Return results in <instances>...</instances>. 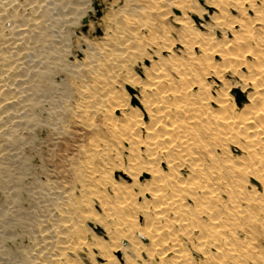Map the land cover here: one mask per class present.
<instances>
[{"label": "bare ground", "instance_id": "bare-ground-1", "mask_svg": "<svg viewBox=\"0 0 264 264\" xmlns=\"http://www.w3.org/2000/svg\"><path fill=\"white\" fill-rule=\"evenodd\" d=\"M76 1L0 0V155L8 151L7 136L27 126L30 105L38 99L34 96V88V92H28V84L33 80V73H30L33 70V63L25 62L23 55L33 50L42 55V59L49 57L53 51L51 43L53 34L48 26L52 27L56 24L68 7L73 11L77 6ZM203 1L204 6L196 5V3L192 5L190 0L187 2L183 0H125L123 6L129 12L133 14L140 12L142 18L151 20L154 16L164 17L166 12L163 10L168 5L175 4L181 9V12L179 11L181 14L176 17V20L183 29L194 30L187 36L193 38L192 43L201 50L202 61L199 62V67L194 66L192 69L176 65L174 69L179 75L178 80L168 73H160V70L155 68L158 75L153 77L147 75L149 80L141 83L140 90L133 95L137 99L135 104L125 111L128 103L114 94L115 90L111 87V81L116 72L124 66V61H129V56H132L129 55L130 50L134 49L129 44L132 34L137 38L143 37L140 33V26L143 24L137 22L138 27L131 18L118 27L116 31L118 34L112 35L114 46L107 44L108 47H100L101 55L104 56L101 64L105 67L100 66L99 75L103 79L95 89L91 88L86 98L102 108L98 111L93 109L92 112L99 113L103 110L104 112L100 114L104 113L103 119L108 126L127 139L129 145H132V150L134 147L141 146L145 153L146 160L139 162L138 159L137 162L143 165L138 175H149L150 178L138 192L141 195H147V199L144 200L147 205L144 207L151 209L155 215L151 220L159 221L163 218L166 229L159 231L155 227L156 229L152 232L149 228H142L141 233L144 236L148 235L152 243L159 245L155 246L158 250L155 252L160 256L161 262L165 253L171 251L172 259L163 262L164 264H245L251 254L242 250L243 246L240 242L242 243L245 239L247 230L242 225L239 230L234 229L228 222L225 223L227 227L223 223L215 225L214 221H221L219 216H226L227 220H236L239 216H252L256 219L257 214L251 210L252 208L256 210L259 208L264 213V66L263 59L255 52L259 48L258 45L253 46L254 44L252 45L249 41L256 33V22L264 23V0H259L257 3L256 0ZM207 8L209 11L215 9L209 16L211 23L205 24V27L212 32L207 33L201 41L202 39L197 38L202 33L198 27H204V24L198 21L199 23L193 27L190 16L186 12L196 15L197 20H202V15ZM146 9L149 10L146 11ZM232 10L240 15H230ZM248 11L253 14L248 15ZM150 12L155 13L152 15ZM234 26L237 28L234 29ZM259 27L257 28L260 29ZM151 30L149 27L148 33H151ZM214 31H221L230 37L225 36L226 38L222 41L215 40L212 36ZM212 55L219 56L221 59L219 65L210 61ZM51 60L49 62H52ZM92 63L88 61L85 65L92 67L94 66ZM95 63H98V60ZM152 64L151 67L154 66V62ZM227 71L235 73L242 79L241 92H244L248 86L252 89L247 93V102L242 104V107H237L234 102L228 101L227 92L222 88L212 90V95L209 94L208 82L205 79L211 75L220 82ZM132 80H134L132 84L138 81L135 82V78ZM212 103L215 106H212ZM116 110L120 111V115H111ZM85 113L87 116V112ZM144 114L147 120L144 119ZM231 143L241 152L240 155L231 154ZM136 151L135 154H137ZM136 159L137 157L132 159L134 163ZM162 163L165 164L166 172L161 167ZM247 175H251L253 180L261 183L260 195L255 189H250L252 195L248 194V189V193L244 190ZM114 192L119 191L114 188ZM138 192H132L131 195H126L128 193L126 192L125 196L124 193L120 195L118 202L123 210L117 211L118 215L115 214L117 215L115 224L122 229L121 234L129 239L132 238L128 226L133 221V215H129L128 212L129 209L136 212L139 208V203L135 201V195ZM256 194L262 197L256 200ZM248 196L252 204L255 201L256 203L248 204L246 207L243 206V201L248 200ZM208 201L212 204L209 206L206 204V209L201 207L202 209L194 210L197 204L202 205ZM74 203L71 201L69 208L60 210L58 214L52 215L50 210L46 209L39 214L40 217L37 216L40 227L35 228L30 234L33 242L29 249L28 264H72L69 253H76L74 251L76 241L78 244L81 239L83 240L81 243L86 245L89 252L97 250L100 257L108 262L106 264H118L113 258V253L119 250V244L112 242L108 246H111V249L107 251L100 237L91 235L88 240L82 234V229L77 227L76 221L79 217L77 213L79 214L78 210L81 209L77 210ZM87 208L86 212L89 213L90 210L87 211ZM124 208H128V212ZM195 211H199V215L207 216L209 219L207 223L196 222L197 215L193 216ZM167 212H170L172 216L164 217ZM80 214L83 213L80 212ZM91 217L95 215L92 214ZM259 219L258 217L257 220ZM94 222L97 224L99 220L95 217ZM173 224L178 225L191 243L195 237L204 239V243H207L210 248L201 249L203 259L197 263L194 262L193 256H190L177 237ZM151 225L154 224L151 222ZM197 228L199 235L195 234ZM242 234L244 235L241 236ZM75 238L78 240H74ZM165 242L170 243V246L166 247ZM137 249L133 250L136 252ZM215 255H221L218 261H214Z\"/></svg>", "mask_w": 264, "mask_h": 264}, {"label": "rangeland", "instance_id": "rangeland-1", "mask_svg": "<svg viewBox=\"0 0 264 264\" xmlns=\"http://www.w3.org/2000/svg\"><path fill=\"white\" fill-rule=\"evenodd\" d=\"M183 1L187 2V0ZM257 1L259 0L255 2L257 3ZM190 2L192 5L196 3V5L204 6L203 0H190ZM76 3L77 6L73 11L70 7L67 8V11L65 10L62 18H59V21L57 20L56 24L52 25L53 28L48 26L51 34H53L51 35L53 51L49 57H45L47 59H42V55L40 56L33 50H29L23 55L25 62L33 63V70L30 72L33 73V80L28 84V92H34V88V96L38 99L35 103H31L32 106L30 105L31 116L29 115L27 126L22 129L19 128L7 136L8 151L7 153L2 152L0 155V264H28L29 249L33 242L30 239V234L35 228L40 227L37 222L38 217H40L39 214L46 209H49L52 215L58 214L60 210H67L71 201L72 203L75 202L73 205L77 206V210L78 208L81 209L78 212L83 213H77L79 217L76 223L88 240H90L91 235L100 237L105 243L104 246L107 251L111 249V246H108L112 242L119 244V250L113 253V258L118 264H127V262H129L128 264H162L172 259V252H166L163 262H161L160 256L155 252L158 251L156 247L159 245L152 243L148 235L144 236L141 233L142 228H149L152 232L156 228L159 231L166 229L163 218L159 221L151 220L155 215L151 209L144 207L147 205L144 201L147 199V195H141L138 192L139 188L143 187L145 181L150 178L149 175H138V171L143 165L137 162L138 159L139 162L146 160L145 153L141 146L134 147L132 150V145H129L128 140L108 126L106 120L103 119L104 113L100 114L104 112L103 110L99 113H93V109L98 111L102 108L97 103L87 99L86 95L91 92V88L92 90L95 89L103 79L99 75L100 66L105 67L101 64L104 61L101 48L108 47L109 44L114 46L112 35L117 33L120 25L128 22L131 18L136 26L139 27L138 23L144 25L140 26V33L144 38H137L132 34L133 40L131 39L129 42L134 48L130 50L129 55L132 56H129V61H124V66L121 68L123 70L117 71L116 77L114 76L111 81V87L115 90L114 94L122 97L121 99L128 103L125 111H128V108L135 104L137 99L133 95L140 90L141 83L149 80L148 76L158 75L155 68H158L160 73H168L178 80L179 75L174 69L175 66L180 65L186 69H192L194 66L195 68L196 66L199 67V62L202 61L201 50L194 46L193 38L187 36L189 32L194 30L191 28L183 29L176 20V17L181 14V9L175 4H170L163 10L166 12L164 17L154 16V19L151 20L142 18L140 12L139 14L138 12L135 14L129 12L123 6L125 0H77ZM148 10L146 9V11ZM214 11L215 9L209 11L207 8L202 15V20H197L196 15L186 12L190 16L193 27L199 22L204 24V27H198L202 33L197 38L202 39L201 41L207 33L212 32L205 27V24L211 23L209 16ZM150 13L154 15L155 12ZM247 14L253 13L248 11ZM230 15L239 16L240 14L232 10ZM85 19L86 21H84ZM149 27L152 29L151 33L147 31ZM236 28L234 26V29ZM255 29V35L249 41L252 45L254 44L253 46L258 45L259 48L255 52L263 59L262 65L264 66V23L256 22ZM212 36L218 41L230 37L221 31H214ZM260 48L261 50H259ZM248 58L250 59V57ZM97 60L98 63H95ZM88 61L93 62L94 66H86ZM210 61L216 65L221 63V59L217 55H212ZM153 62L154 69L151 67ZM132 77L135 78V82L138 80L137 83L132 84L134 81H131L134 79ZM222 77L220 82L211 75L205 79L208 82L209 94L212 95V90L222 88L229 96H226L228 101L234 102L237 107H242V104L247 102L246 96L252 90L251 87L248 86L244 92H241L240 88L243 81L231 71L225 72ZM194 84L197 86L196 82ZM234 90L240 91V94L244 96L240 105L236 102ZM128 97H130L129 100ZM212 106L215 105L212 103ZM111 115L119 116L120 111H113ZM144 119L147 120L145 114ZM3 143L2 145H4ZM230 148L232 155L241 154L233 143L230 144ZM136 157L137 164L132 160ZM161 167L166 172L164 163L161 164ZM250 176L247 175L245 178L244 190L246 192L249 190L247 193L252 195L251 190L255 189L260 195L261 183L253 180ZM114 188L119 192L115 193ZM120 191L122 192L120 193ZM126 192H128L126 195L138 192L137 196L135 195V201L140 205L136 212L131 209L128 212V208H124L129 215H133V221L128 226L132 239L123 236L121 234L122 229L115 224L118 212L123 210L118 200L120 195L124 193L125 196ZM259 195L256 194V200L262 197ZM248 200H245L247 203L243 201V206L247 207L248 204H252L251 200ZM206 204L209 206L212 202L197 204L198 206L194 210L206 209ZM86 208L87 211L90 210L89 213L86 212ZM251 210L256 212V219L252 216H239L236 220H227L226 216H219L221 221H214V224L223 223L226 226L225 223L228 222L237 230L242 225L247 231H245V239L242 243L240 242V245L243 246V251L251 254L245 264H264V213L259 208L257 210L252 208ZM91 213L99 220L98 225L94 222L95 217H91ZM169 216L172 215L167 212L164 217ZM193 216L197 217L196 222L204 221L207 223L209 220L207 216L199 215V211H195ZM258 217L259 220H257ZM151 222L154 225H151ZM173 228L176 230L180 242L184 244L190 256H193L194 262L197 263L203 259L201 249L210 248L207 243H204V239L195 237L191 243L178 225L173 224ZM195 234L199 235L198 228L195 230ZM74 240L78 239L75 238ZM81 241L83 240H79L78 244L76 241L74 247L76 253H69L72 264L108 263L100 257L97 250L89 252L86 245ZM137 244L138 246H136ZM164 245L168 247L170 243L165 242ZM164 245L162 246L164 247ZM133 249L138 251L135 252ZM212 251L214 250L212 249ZM227 252L225 251V253ZM220 256L215 255L214 261H218Z\"/></svg>", "mask_w": 264, "mask_h": 264}, {"label": "water", "instance_id": "water-1", "mask_svg": "<svg viewBox=\"0 0 264 264\" xmlns=\"http://www.w3.org/2000/svg\"><path fill=\"white\" fill-rule=\"evenodd\" d=\"M84 21H86V19ZM234 92H236V102L238 103V105H240V102L244 99V96L240 94V91L238 90H234Z\"/></svg>", "mask_w": 264, "mask_h": 264}]
</instances>
